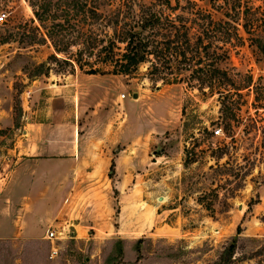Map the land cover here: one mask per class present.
Wrapping results in <instances>:
<instances>
[{
    "label": "rangeland",
    "instance_id": "374dc122",
    "mask_svg": "<svg viewBox=\"0 0 264 264\" xmlns=\"http://www.w3.org/2000/svg\"><path fill=\"white\" fill-rule=\"evenodd\" d=\"M194 1L230 22L221 31L208 27L214 36L200 63L182 69L173 61L152 73L146 61L115 74L100 61L99 47L89 49L80 37L70 50L81 68L64 54L50 58L54 49L31 0H0V197L15 191L16 168L39 167L16 147L25 123L38 118L34 107L43 98L34 99L36 89L78 85L90 75L86 62L97 76L109 74L121 105L120 134L134 140L137 214L120 222L118 192L109 189L108 222L88 229L85 239H45L57 249L47 264H264V0ZM208 77L211 86L202 81ZM127 103L134 108L129 117ZM50 226L55 221L46 214L41 227ZM18 248L0 243V264L39 261Z\"/></svg>",
    "mask_w": 264,
    "mask_h": 264
},
{
    "label": "crops",
    "instance_id": "0c3cea01",
    "mask_svg": "<svg viewBox=\"0 0 264 264\" xmlns=\"http://www.w3.org/2000/svg\"><path fill=\"white\" fill-rule=\"evenodd\" d=\"M107 75L80 76L74 87L66 82L36 89L34 99L45 102L34 107L38 118L25 123L16 147L39 167L16 168L15 191L0 197V243H16L21 255H39L33 264H47L54 247L49 250L41 227L46 214L74 239L88 238V229L101 230L108 222L109 202L103 200L109 189L118 192L114 204L120 222L137 214L134 140L120 134L121 105ZM122 108L127 117L134 111L132 103Z\"/></svg>",
    "mask_w": 264,
    "mask_h": 264
},
{
    "label": "trees",
    "instance_id": "16d2710c",
    "mask_svg": "<svg viewBox=\"0 0 264 264\" xmlns=\"http://www.w3.org/2000/svg\"><path fill=\"white\" fill-rule=\"evenodd\" d=\"M31 6L53 46L50 58L59 60L56 54H64L63 61L76 62L81 68L70 50L80 37L89 49L99 47L100 61L110 63L115 74H129L146 61L152 73L171 69L173 61L189 69L200 63L198 55L212 45L214 35L208 27L221 31L230 25L228 20L214 19L194 0H31ZM198 28L201 31H195ZM86 64L91 66L86 73H101ZM214 70L221 72L217 66ZM202 81L212 85L209 77Z\"/></svg>",
    "mask_w": 264,
    "mask_h": 264
},
{
    "label": "built area",
    "instance_id": "2783aa9c",
    "mask_svg": "<svg viewBox=\"0 0 264 264\" xmlns=\"http://www.w3.org/2000/svg\"><path fill=\"white\" fill-rule=\"evenodd\" d=\"M6 14L3 12L0 14V18L5 17ZM220 129L215 130V133L218 134ZM71 234L69 230H65L64 227H59L57 226H50L49 228L46 229L45 232V238L51 242H54V240H58L61 238L69 237ZM57 253V249L55 247L52 248L51 250V255H54Z\"/></svg>",
    "mask_w": 264,
    "mask_h": 264
}]
</instances>
